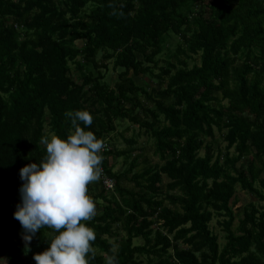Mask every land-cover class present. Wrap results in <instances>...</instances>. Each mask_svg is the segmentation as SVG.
<instances>
[{
  "label": "trees",
  "instance_id": "obj_1",
  "mask_svg": "<svg viewBox=\"0 0 264 264\" xmlns=\"http://www.w3.org/2000/svg\"><path fill=\"white\" fill-rule=\"evenodd\" d=\"M80 109L104 142L89 264H264V0H0V264L47 248L13 217L19 169ZM237 188L253 203L235 223Z\"/></svg>",
  "mask_w": 264,
  "mask_h": 264
},
{
  "label": "clouds",
  "instance_id": "obj_2",
  "mask_svg": "<svg viewBox=\"0 0 264 264\" xmlns=\"http://www.w3.org/2000/svg\"><path fill=\"white\" fill-rule=\"evenodd\" d=\"M66 115L72 129L66 138L42 136L45 155L19 169L20 202L13 217L21 226L23 241L30 243L41 228L52 230L47 248L33 254L35 264H89L87 255L95 240L94 230L83 221L96 214L88 185L102 173L104 142L86 130L93 121L88 110ZM107 264H116L115 258L109 256Z\"/></svg>",
  "mask_w": 264,
  "mask_h": 264
},
{
  "label": "rangeland",
  "instance_id": "obj_3",
  "mask_svg": "<svg viewBox=\"0 0 264 264\" xmlns=\"http://www.w3.org/2000/svg\"><path fill=\"white\" fill-rule=\"evenodd\" d=\"M174 43H175V39H174ZM172 43V44H174ZM76 44L78 46H81L82 43L81 42H76ZM191 65V62L189 63ZM116 73L112 72L111 70H108L105 78H104V81H108L109 83L113 84L114 81L116 80ZM115 125V131L113 133H110L109 136L107 137V141H111V145H116L117 147H119V149H123L126 147L125 143L123 142L121 136L119 135V133L124 130L126 127H130V125L123 121V122H115L114 123ZM135 131L136 130V127H133L132 129H130L129 132H127L125 134V138L127 137H130L131 136V131ZM137 145H135L136 147L138 148H143L144 149V156H146L150 161L152 162H156L158 161V158L157 156H154L152 154V147H151V141L150 139L147 137V136H139L137 138ZM223 146V145H222ZM117 161H115L114 159H108V164L110 165H115L116 168L120 167V164H122L123 162V158H117L116 159ZM143 159H140L139 160V163L142 164ZM93 184V182L91 183ZM107 196L109 195V193H106ZM98 204H96V214L100 213L101 210H102V205H103V202L101 200H98L97 201ZM249 203H253V199L247 195L244 191L240 190L239 188L236 189V192H235V196L234 198L231 200V204L230 206L232 207V210L235 214V223L238 221V218L241 217V210L243 209V207L245 205H248ZM214 226V222L211 223V227ZM216 228H214L215 231H218L219 230V226L216 224L215 225ZM218 235L221 236V232H217ZM33 250L30 251L29 255L30 257H24L21 261L20 264H35V261L32 259L33 257Z\"/></svg>",
  "mask_w": 264,
  "mask_h": 264
},
{
  "label": "built area",
  "instance_id": "obj_4",
  "mask_svg": "<svg viewBox=\"0 0 264 264\" xmlns=\"http://www.w3.org/2000/svg\"><path fill=\"white\" fill-rule=\"evenodd\" d=\"M106 190H113L114 183L110 179H104L101 183Z\"/></svg>",
  "mask_w": 264,
  "mask_h": 264
}]
</instances>
